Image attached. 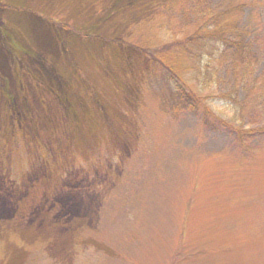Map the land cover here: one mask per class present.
Masks as SVG:
<instances>
[{"label":"rangeland","instance_id":"1","mask_svg":"<svg viewBox=\"0 0 264 264\" xmlns=\"http://www.w3.org/2000/svg\"><path fill=\"white\" fill-rule=\"evenodd\" d=\"M0 264H264V0H0Z\"/></svg>","mask_w":264,"mask_h":264},{"label":"trees","instance_id":"2","mask_svg":"<svg viewBox=\"0 0 264 264\" xmlns=\"http://www.w3.org/2000/svg\"><path fill=\"white\" fill-rule=\"evenodd\" d=\"M173 2H175V1H173ZM160 3H158V4H160ZM206 12H207V14L204 16V18L206 17L207 19H209L208 21H211L212 19L218 20V19L222 18L220 15L217 16V14H211L210 11H206ZM59 27H61L63 29H67V27H68L67 30H69V31L70 30L71 31L73 30L72 32L76 33L77 36L78 35L81 36V34L78 31H75L74 29H70L69 26H67L66 24L60 25ZM226 28L227 27L225 26L223 28H218L219 30L218 29H213V31H208L209 29H207V25H205V26L202 25V26H200V27H198L196 29L195 41H197V40L200 41L201 39H207V41H208L207 46H208V45L215 44V43H217L220 40L219 41L220 45L227 46L226 43H225L227 40H223V39H221L222 37L219 36L220 31L223 34V30H227ZM230 31L231 32H234V27H232L230 29ZM84 38H88V37H84ZM234 38L237 39V40L228 42V46H230V48L233 49L234 56H236V57H238L240 59V58H242V52H243V47H244V39L241 38L240 35H237ZM122 44H123V42H122ZM173 44L172 45L171 44H167L166 47H170L171 48L173 46ZM128 46H130V45H128ZM198 46H200V45H198ZM216 46H218V44H216ZM174 47H176V46H173L172 48H174ZM205 47H206V44L205 45H201L200 48H199V50L206 49ZM209 49H208L209 50V53H211V52L212 53H215L214 51L215 50H218L217 47H215L214 50H211V49H213V47H211ZM139 53H142L141 55H144V56H146V55L148 56V54H149L150 57L153 58V56H151L152 55L151 52L148 53L147 51H143L141 48L139 49ZM200 53H201L200 51L195 50V59H196L197 56H200L199 55ZM177 58L178 57L176 56L175 63H177ZM153 60H154V61H152V63H153V66L152 67L153 68L151 69V74H147L149 76H147L146 83L145 84H147V83L148 84H151L150 82H152V80L153 81L154 80L156 81V79H157L156 74H155L156 72L153 73V71L156 69L155 67H157L156 64L158 66L160 65L161 67L164 66L165 69H166V71L168 72V74L165 73V79H164V81L166 83H170L171 81H173V79H176V78L179 80V76H177V74H176V72H175V70L173 68V65H172L173 62L171 61V59L168 58L166 60L167 63L166 62L163 63V61L160 60L159 57L157 59L156 58H153ZM200 63H201V61L199 62V64ZM199 64L196 63V65H195V69L197 71L199 69V68H197ZM170 68H173V69H170ZM179 89L180 88L178 86H176V90L174 92L172 91L173 92V98H174V94H175L176 98L178 99V101L176 100V102H174V107L173 108L176 109V110H187V109L191 108V106H194V103H193V100H194L195 101V114H197L199 112L198 110L202 106V104H201L202 101L199 98H197L196 96L194 98V95L193 94H191V93L189 94V93H187L185 91H180ZM175 106H177V107H175ZM203 121H204L205 126H207L208 125V121L207 120L206 121L203 120Z\"/></svg>","mask_w":264,"mask_h":264}]
</instances>
